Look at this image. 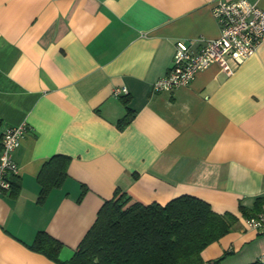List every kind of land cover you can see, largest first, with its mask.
Wrapping results in <instances>:
<instances>
[{"label": "crops", "instance_id": "0c3cea01", "mask_svg": "<svg viewBox=\"0 0 264 264\" xmlns=\"http://www.w3.org/2000/svg\"><path fill=\"white\" fill-rule=\"evenodd\" d=\"M212 1L0 0V139L25 129L13 153L17 191L0 195V264H58L30 247L39 230L70 258L116 189L129 203L189 194L234 213L204 261L264 256V231L239 210L264 195V41L229 73L213 63L171 91L151 86L177 40L195 47L219 35ZM56 154L70 157L67 176L38 201L39 172Z\"/></svg>", "mask_w": 264, "mask_h": 264}, {"label": "trees", "instance_id": "16d2710c", "mask_svg": "<svg viewBox=\"0 0 264 264\" xmlns=\"http://www.w3.org/2000/svg\"><path fill=\"white\" fill-rule=\"evenodd\" d=\"M128 109L117 121L123 128L131 119ZM70 157L53 155L41 168L38 201H42L67 176ZM82 187L78 200L87 187ZM18 184L12 180V192ZM129 196L118 189L100 206L91 227L72 256L61 260L62 243L39 230L30 244L58 264H221L222 257L204 261L201 251L234 229L238 217L230 212H216L210 204L196 196L183 194L164 204L129 203ZM264 195L258 196L252 208L239 206L245 217L258 216ZM247 264H264V256Z\"/></svg>", "mask_w": 264, "mask_h": 264}, {"label": "built area", "instance_id": "2783aa9c", "mask_svg": "<svg viewBox=\"0 0 264 264\" xmlns=\"http://www.w3.org/2000/svg\"><path fill=\"white\" fill-rule=\"evenodd\" d=\"M211 13L219 27L216 38L201 39L195 47L192 41L177 40L174 44L168 71L155 79L151 86L155 91H171L189 84L200 70L213 63L226 72L242 63L264 41V9L250 0H213ZM126 87H116L114 96L126 94ZM24 124L6 128L0 139V195L12 188L18 166L13 157L24 135ZM245 226L264 231V215L245 218Z\"/></svg>", "mask_w": 264, "mask_h": 264}]
</instances>
